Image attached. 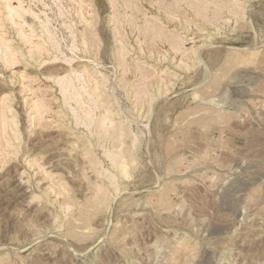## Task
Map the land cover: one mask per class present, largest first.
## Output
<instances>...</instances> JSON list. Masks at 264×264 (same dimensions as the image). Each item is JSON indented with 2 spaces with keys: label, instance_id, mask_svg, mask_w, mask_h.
<instances>
[{
  "label": "rangeland",
  "instance_id": "1",
  "mask_svg": "<svg viewBox=\"0 0 264 264\" xmlns=\"http://www.w3.org/2000/svg\"><path fill=\"white\" fill-rule=\"evenodd\" d=\"M0 264H264V0H0Z\"/></svg>",
  "mask_w": 264,
  "mask_h": 264
}]
</instances>
